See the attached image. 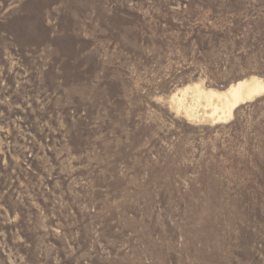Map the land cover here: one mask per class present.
I'll use <instances>...</instances> for the list:
<instances>
[{"label": "rangeland", "instance_id": "obj_1", "mask_svg": "<svg viewBox=\"0 0 264 264\" xmlns=\"http://www.w3.org/2000/svg\"><path fill=\"white\" fill-rule=\"evenodd\" d=\"M253 77L264 0H0V264H264Z\"/></svg>", "mask_w": 264, "mask_h": 264}, {"label": "bare ground", "instance_id": "obj_2", "mask_svg": "<svg viewBox=\"0 0 264 264\" xmlns=\"http://www.w3.org/2000/svg\"><path fill=\"white\" fill-rule=\"evenodd\" d=\"M263 92L264 81L256 77L247 80L244 79L243 81L241 80L233 85H230L226 90L221 92L212 90L205 91L198 87H195V90H193L195 98L197 100H204L205 107L210 108V111H206L205 114L215 120V122L229 118L232 110L240 103L250 100Z\"/></svg>", "mask_w": 264, "mask_h": 264}]
</instances>
